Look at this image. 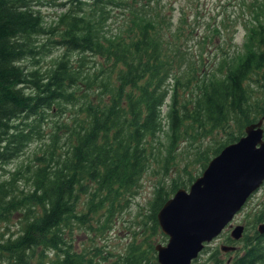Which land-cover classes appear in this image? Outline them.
Instances as JSON below:
<instances>
[{
	"label": "trees",
	"instance_id": "trees-1",
	"mask_svg": "<svg viewBox=\"0 0 264 264\" xmlns=\"http://www.w3.org/2000/svg\"><path fill=\"white\" fill-rule=\"evenodd\" d=\"M112 3L0 0V171L48 136L42 122L49 113L76 108L70 123L58 125L62 132L51 133V142L41 145L35 161L17 163L0 176V264H159L150 236L135 237L111 261L98 245L77 247L73 229L112 227L114 214L148 168L149 139L165 121L171 131L166 163H174L176 143L189 127L203 139L214 130L224 133V140L198 150L204 170L264 115V0L254 8L244 50L202 75L198 65L183 66L184 51L172 54L165 46L166 36L154 26L157 16L133 13L122 31L109 33L106 7ZM60 5L66 10L47 23L43 9ZM88 53L102 61L87 66ZM180 87L194 94L184 99ZM184 173L187 180L179 174L170 187L157 185L150 202L152 233L161 232L164 240L157 213L176 190L196 179L187 167ZM258 218L264 221V214ZM15 220L18 232L7 235ZM252 238L238 261L221 258L219 247L211 261L257 264L264 239L257 244ZM231 241L227 237L226 243Z\"/></svg>",
	"mask_w": 264,
	"mask_h": 264
},
{
	"label": "rangeland",
	"instance_id": "rangeland-1",
	"mask_svg": "<svg viewBox=\"0 0 264 264\" xmlns=\"http://www.w3.org/2000/svg\"><path fill=\"white\" fill-rule=\"evenodd\" d=\"M66 0H55V2H64ZM114 3L108 4L106 9L110 15L106 30L108 32L122 31L125 22L130 20L132 14H149L153 18L157 16L159 22L154 26L159 32L167 38L165 46L172 54L181 53L185 59H182L183 66L198 65L200 75L209 71H215V68L222 62L225 56L239 53L244 50V44L248 36V29L254 18V8L263 0H113ZM65 6L45 7L43 13L47 23L57 19L65 11ZM137 11V12H134ZM147 18L148 20L150 19ZM159 25V26H158ZM62 48L56 49L55 53L45 58L46 64L58 57ZM180 53V52H179ZM77 56H75L76 58ZM102 61L99 57L87 54V66L94 65V62ZM172 83V82H171ZM255 89L257 83L252 81ZM189 89L179 88V93L184 99L191 98L194 92ZM256 98L260 94L255 95ZM75 107L70 106L67 111H57L49 113V117L42 122L43 128L49 132L43 140L33 142L26 153L19 159L0 171V176L7 174L8 170H13L22 161L27 163L35 161L36 153L41 154V145L45 142H51V133L62 132L58 128L63 122L70 123L74 118ZM168 107H164V111ZM186 127L183 128V130ZM169 131V122H164V127L155 138H150L148 145V168L144 171L139 186L134 188L135 193L128 197V203L117 211L113 218L111 228L107 232L96 231V228L89 229L86 225H75L72 237L77 247H92L98 245L102 255L116 260L118 255L123 254L132 239H143L150 236L147 240L165 244L168 240L163 238L161 232L152 233L153 221L150 218V202L155 194L157 185L164 184L170 187L174 178L179 174L183 175L180 180L188 179L184 173L187 167L194 176L199 177L203 172V167L196 160L198 150L205 149L208 145H213L216 140H224L225 135L219 130H214V135L204 138L194 132L193 128H188V134L184 139H179L173 154L176 155L174 163H166L168 146H171ZM63 141L59 143L65 150ZM179 180V181H180ZM194 181V180H193ZM192 181V182H193ZM191 183L187 181V187ZM86 197H83V200ZM264 214V185L256 191L248 200L243 209L232 221V227H228L219 240H214L208 244V250L204 251L193 264H213L211 253L216 247L220 248L222 243L226 242L227 237L233 227L237 224L247 223L248 230L245 236H254L261 222L259 216ZM93 223L95 222L94 218ZM96 219V218H95ZM7 227V235L16 234L19 229L18 220L12 221ZM96 225L94 224V227ZM228 244V243H225ZM232 244V243H229ZM244 246V242L238 243ZM210 248V249H209ZM213 250V251H212ZM212 251V252H211ZM228 252V251H227ZM221 254L223 251L221 250ZM223 256V255H222ZM229 258V253L225 254V259ZM264 264V262H263Z\"/></svg>",
	"mask_w": 264,
	"mask_h": 264
},
{
	"label": "water",
	"instance_id": "water-1",
	"mask_svg": "<svg viewBox=\"0 0 264 264\" xmlns=\"http://www.w3.org/2000/svg\"><path fill=\"white\" fill-rule=\"evenodd\" d=\"M245 135L215 155L189 188L181 187L157 213L168 237L156 245L159 264H191L204 248L232 224L248 199L264 184V115ZM264 233V221L258 226ZM244 225L231 231L239 239ZM224 251L235 249L221 246Z\"/></svg>",
	"mask_w": 264,
	"mask_h": 264
},
{
	"label": "flooded vegetation",
	"instance_id": "flooded-vegetation-1",
	"mask_svg": "<svg viewBox=\"0 0 264 264\" xmlns=\"http://www.w3.org/2000/svg\"><path fill=\"white\" fill-rule=\"evenodd\" d=\"M242 225H244V232H243V235L239 238V239H235L234 237H232V235H231V233H230V236H231V239H232V241H231V243L232 244H229V245H232V246H234L235 247V249H231V250H229L228 252L227 251H223V254H221V252H220V257L221 258H223V259H225V254L226 253H229V258H228V261H238L239 259H241L242 257H244L245 256V254H247V247H246V239L247 238H252V236H249V235H247V236H245V234H246V232L248 231V230H250L251 228L250 227H247V223H245V224H242ZM231 227H232V225H231ZM258 230V229H257ZM259 231V230H258ZM260 234V235H259ZM259 236L256 234V232L254 233V236H253V240L257 243V244H261L262 242H261V240L262 239H264V233L262 234V233H260L259 232ZM220 237H221V235L218 237V238H216V239H214V240H219L220 239ZM257 237V238H256ZM254 238H256V239H254ZM213 240V241H214ZM212 241V242H213ZM241 241H243L244 242V246L242 247V246H239L238 245V243L239 242H241ZM226 243V242H225ZM225 243H222L221 245H220V247L223 245V244H225ZM264 245V244H263ZM208 246V245H207ZM264 247V246H263ZM210 249V248H209ZM216 249V248H215ZM208 250V247H206L202 252H201V254L204 252V251H207ZM213 251V250H212ZM211 251V252H212ZM220 251H221V248H220ZM262 254H260V257H259V261L257 262V264H263V262H264V248H263V250H262V252H261ZM200 254V255H201ZM212 254V253H211ZM223 255V256H222ZM211 258V257H210Z\"/></svg>",
	"mask_w": 264,
	"mask_h": 264
},
{
	"label": "bare ground",
	"instance_id": "bare-ground-1",
	"mask_svg": "<svg viewBox=\"0 0 264 264\" xmlns=\"http://www.w3.org/2000/svg\"><path fill=\"white\" fill-rule=\"evenodd\" d=\"M167 238H168V237H167ZM157 259H158V258H157ZM194 261H195V260H194ZM194 261H192V263H191V264H193V262H194ZM158 263H159V262H158Z\"/></svg>",
	"mask_w": 264,
	"mask_h": 264
}]
</instances>
